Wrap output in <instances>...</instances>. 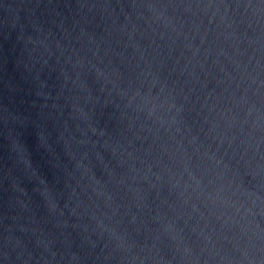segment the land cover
<instances>
[{"label":"water","instance_id":"obj_1","mask_svg":"<svg viewBox=\"0 0 264 264\" xmlns=\"http://www.w3.org/2000/svg\"><path fill=\"white\" fill-rule=\"evenodd\" d=\"M0 264H264V0H0Z\"/></svg>","mask_w":264,"mask_h":264}]
</instances>
